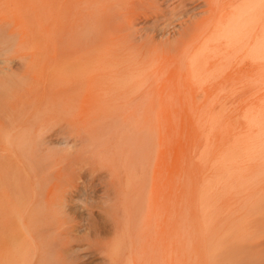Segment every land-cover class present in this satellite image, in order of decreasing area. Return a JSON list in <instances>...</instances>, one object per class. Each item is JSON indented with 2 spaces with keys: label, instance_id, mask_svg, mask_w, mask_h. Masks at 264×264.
Here are the masks:
<instances>
[{
  "label": "rangeland",
  "instance_id": "374dc122",
  "mask_svg": "<svg viewBox=\"0 0 264 264\" xmlns=\"http://www.w3.org/2000/svg\"><path fill=\"white\" fill-rule=\"evenodd\" d=\"M47 1L52 2V3L46 4V8H45L46 11L44 12V10H43V13H42V15H44V16H41L42 19L39 20V22L41 23L42 27L45 30V32L43 34L44 35L43 36V39H44L43 40L44 41L43 42V52L46 54V57L44 59L49 60V61L60 59V61H63L64 64L66 63V65H64L65 66L64 67L65 68L64 69L65 74H64V76H62V79H61V74H59V76H57L58 78L60 77L59 79L61 80V82H60L61 85L57 84V88L55 91L58 90V94L55 97H57L56 102L59 103V106L61 107L60 108V116L63 119V121L67 122L68 125L61 130L62 132L60 134H58L57 137H60L61 135L67 136L69 138V140H72V137H74V143L75 144L73 143V140L69 144H73L75 146L73 148V147H71L72 145L71 146L67 145L68 146L67 147L66 145L54 144V145L48 146V148L46 150L38 152L35 155L31 154L29 151H26V150H20V151L18 150L16 152V149L12 146L11 147L13 149L10 148V151H9V153L13 152L12 153L13 155H11V153L10 154L8 153V149L3 150L4 147L0 146V159H2V160H0V163L2 165L3 161H4L7 164V166H6V164H4L6 167L4 166L5 169H3V170L7 169L6 170L7 172L2 171V172H4V175L6 174V176H4L3 173H2L3 176L0 174V179H1V177L3 180L7 179L4 181L1 179L3 182H0V204L2 205V207L0 208V218L3 221H4V219L11 220L10 225L15 224L14 226L11 225L12 227L10 229H8L7 227H5V226H7V224L5 225L6 222L5 221L3 222L0 220V224H1L0 225V236H2L5 233V232L3 233L2 231L6 230V232H7L6 234H4L5 236L3 235L4 238L0 237V246H1L0 247V258L3 259L2 261L0 259V264H6V263L7 264H15V262L17 264L20 261L21 262L19 264H24V263H26V261H27L26 264H32V263L36 264L37 262H38L37 264H59L58 263V259H59L58 257H59V250L61 249V246L64 243L72 241L74 239L67 236L66 232L65 233L61 232L60 223H62L63 217H61V215L59 216L53 208H49V202L51 201L50 189L53 186H56L58 184V181L60 178L65 177V174H67L69 172V166L71 164H79V163H80V165H83V166L85 163H87L85 165L86 169L101 168L102 170L105 171V175L110 173L109 175H106V176L104 175L102 177V179H100V180H97V179L93 180L95 182V184H94V182H92L91 183L92 185H90V187L88 189L91 192L94 191V193L96 194V195H94V197L97 198V199L95 198L96 199L95 203L92 205L93 207L96 208V209L93 207L91 208L92 213L96 214L97 211H95V210H97V208H98L96 206L102 205L101 207L105 206V209H106L107 207L112 206V204H114L116 206L115 203L117 201L119 202V203L117 202L118 203L117 205L119 206V204H120L119 207H121L123 204L122 203V199H123L122 197L123 196L121 197V195H123L122 192L125 193L126 190L129 191L130 197L138 199V202L143 195L144 196H150V197L152 196L150 198V202L156 201V202H154V203H156V205L154 204V206H155L154 208L159 211V207H160V209H163V208H161V206H163L162 203L166 199V195H165L166 194L165 193L166 187H167L166 184L169 182V184H171V188H172L171 189V191H172L171 192V198H172V212H173V228H174V234H175L174 237L176 236V239L174 238L173 243L175 245H177V246H174V244H173V246H174L173 249H176V254H175V250L173 251V262L174 261H176V262L175 263L172 262V264H182V263H184V264H195V262H197L199 259H201V256L199 258V256L197 257V255H202V256L206 255L205 258L207 257V259L204 258V262H203V259L200 260L199 262H197L198 264L199 263H202V264H237L239 262L240 256L237 255V253H236V247H237V242H238V238H239L238 236L240 235L241 232L237 231V230H239L238 228L240 227V225H239L240 223H238V224H236V223H237V221H239L238 218L241 217L242 212L244 211L246 206H248L246 204V206H244L245 208L243 209L244 203L247 202L249 204L250 202H248V200L249 199H250L249 201L252 200L250 197H253V199L256 198L253 196L254 194H256L254 191H256L257 188L259 189V187H260L259 185L256 186V184H261V182H263V181H260V178H262V177L264 178V176H262V175H264V173H263L264 169H262L264 167H262V165H260L261 163H263V160H264V159H262V157H264L263 156L264 150L261 151L262 148L264 149V141L261 143V141H262L261 139L264 138V133H263V131H262L263 134L261 132H259L260 129L264 130V124H263L264 123V120H263L264 119V111L263 110L260 111V108L262 109V106L264 107V77L253 80L252 81L253 83H251V85L249 84L250 81L247 82L246 84H245V82H243L244 83L243 84V83H238V81L232 79V80H229L230 83L232 84L235 81V82H237V84H233L230 86L229 83H227V84L223 83L220 85L221 81H219V80H218L219 83L216 80L215 81L211 80L209 82L210 84L209 83L208 84H200L199 82L196 83L195 81H193L190 78V75L188 72L187 76L189 77L190 80L189 79L187 80V77L185 75L187 72H185V71H188V66H186L187 63H185V62H186V60L187 61L189 60L188 58L191 57V55H189V54H191L192 50H193V46L190 44V42H187L186 44H182V46H181V41L179 42L178 40H182V36H178L177 34L172 35L173 30L170 28L171 32L169 30L168 31L169 35L164 37L163 40L166 41L167 39H171L170 43L166 44V45L169 48H173V50L175 52L174 53L170 52V53L166 54V52L160 51V49L156 46V44L153 46L149 43L148 39H151L150 35H152L151 33L154 32L155 29L153 27H149V26L146 27L145 29H143V25L141 26L138 24V23H142L144 20H146V18L149 19L152 15L154 16L153 12L150 13L149 10L152 11L155 8L156 10L158 9L157 14L159 13V7L155 5L156 3L153 2V6H152V3L148 2L151 0H142L141 2H139L137 4H133V6L135 8L133 14L130 10H128V8L127 9L125 8L126 6H124L125 3H123V2H126V1H123V0L122 1L121 0H116V1L115 0H109V1L108 0H47ZM224 1L225 0H220V2H222V3H225ZM54 3H55V5H54ZM99 3H102V4L100 5ZM222 3H220V4H222ZM97 4H99L100 7L102 6L103 9L99 10V7H98L99 5L97 6ZM148 5H150V6H148ZM119 6L121 7V9ZM57 8H58V11H57ZM60 8H61V10H60ZM94 8L98 9L99 11L95 10ZM206 8L207 7H205V9ZM119 10H120V12H119ZM144 10H145V12L147 11V13H143ZM156 10L155 11L153 10L155 15H157ZM206 10H208V9H206ZM97 11L100 14L102 13L101 14L102 16L100 14H98V16H97L96 15ZM100 11H102V12H100ZM135 13H136V15L140 13L141 17L139 18V20H137L140 22L136 21L137 22L136 24H134L135 22L133 24H131V19L135 15ZM37 14L38 13L36 12V15ZM141 14H143L144 17ZM144 14H146L149 17L145 16ZM58 15H59V17L57 18ZM118 15H119V18L122 17V18H120V20H122V21H120L119 18L116 19V17H118ZM114 17H115L116 21H115ZM205 17L207 18L208 16L206 15ZM141 18H143L142 21H141ZM97 19L99 21H97ZM211 19H212L211 17L207 18L206 23L208 21H210ZM57 20H58V22H57ZM95 23L98 25L99 28H97V30H95V32H94V29L96 28ZM204 25H205V22L202 21L197 26L203 27ZM140 26H141V29H140ZM93 27H95V28L93 29ZM132 27L133 28L136 27L138 31L140 29L141 33L138 31L136 32L135 31L136 29L134 30ZM129 28H131V29L129 30ZM122 30L124 33L122 32ZM126 30H129V31L126 32ZM131 30H132V32H131ZM136 33L139 36L141 35L140 39H143V40H139L138 35ZM109 34H110V37H109ZM49 35H52V37L50 38ZM127 35L128 36L130 35V36L128 37ZM135 35H137V36H135ZM153 35H155V33H153ZM195 35H198V34L195 33ZM16 36H18V35H16ZM46 39L48 40V42L45 41ZM105 39H107V41H105ZM119 39H120V42H119ZM121 40H123V41H121ZM172 40H174L175 42H173ZM60 41H61V44H59ZM114 41H116V42H114ZM157 41L159 42L160 38H158ZM157 41H156V43H158ZM102 42L105 44L103 45ZM117 42H119V43H117ZM126 42H127V44H126ZM100 43L102 44V46ZM110 44H111V46H110ZM48 45H49V47H48ZM97 45H99L98 46L99 49L97 48ZM113 45H114V48H113ZM104 46H106V47H104ZM108 47H110V48L108 49ZM115 47H117V48L115 49ZM131 47H132V50L129 51V49H131ZM139 47H141V48H139ZM184 47H186V48H184ZM102 48H104V50ZM105 49H106V51H108L107 54L104 52ZM155 49H159V52H157ZM182 49H183V53L181 55L177 56V53H179ZM99 50H100V52H97L99 55L98 54L95 55L96 52H94V51H99ZM101 50H103V51H101ZM109 50H111L110 54H109V52H110ZM114 50H116V52ZM127 50L129 51V53L131 52L130 53L131 55L128 53ZM55 51H57V52H55ZM91 51L94 55L91 53ZM113 51L115 52V53H113L114 55L112 54ZM134 51H135V54L132 53ZM102 53H105V54H102ZM163 53H165V54L163 55ZM85 54L88 56H86ZM102 55L107 57L106 61H104L105 60L104 56L102 59V57H101ZM127 55H128V57H127L128 60L125 61L124 58H123L124 61L120 60L121 57L126 58ZM97 56H99V57H97ZM111 56H112V59H111ZM138 56H139V58H138ZM156 56H158V57H156ZM166 57H167V59H166ZM98 58L99 59L101 58V59L99 60ZM154 58L156 60L153 61ZM173 58H174V60H173ZM175 58H177V60ZM111 60L112 61L114 60V62L110 63ZM158 60H161V61L156 63V61H158ZM171 60H172L173 64L172 63L169 64V62ZM152 61L154 63H152ZM174 61H176V62H174ZM86 62H88L89 64L85 65ZM122 62H124L123 63L124 66L121 65ZM167 62H168V64H167ZM125 63L126 64L131 63L130 68H131V66H133L136 71H140V72L133 71L134 70L133 67L131 69V71L133 73H139L140 74L139 78L141 75L143 76L147 71L152 72L150 74L146 73V75L143 76V78L147 77L146 79H148L147 75H149V76L151 75L150 77H152V80L156 84V85H154L152 80H150L151 81L150 82L149 81L150 78L148 79V83L145 82V84L148 86H150L149 84H152L154 86V87L152 85L150 86V88H152L153 90H151V89L149 90V88L146 87L149 91H154V92H152V94H151L152 97H151V95H149L151 92H149V94L147 92V95H149V96H145L143 98L145 91H147V90H144L145 87H144V89L142 88L143 86H146L143 84L144 82L141 83V84H143V85H141V88L144 90V92H141L142 91L141 90L140 95L142 93H144V94H142L143 96L138 95V98L140 97V99H142V100L141 101H140V99L136 100V102L140 101L139 102L140 104H138V102H137V104L134 103V105L135 104L138 105V107H135L137 109V113L140 109L138 115L133 113V112H136V110L133 109L134 108L133 104H132L133 108L131 107V105H129V106L134 111L132 109H131L132 112L128 111L127 110L128 108H126L125 107L126 105L124 104L127 101H125V100L123 101L121 99H118L120 97H118V95L117 96L114 95V93H112L111 91H108V90L105 91L104 90V92H101V89H103V88H100L101 87L100 83L98 82L97 79H95L96 74H100V73H98L100 70H103L102 76L104 75V77H105V75H106V77H108V74H106V72L110 71L109 67H117V68L122 67L123 68V69L121 68L122 70H126L128 72L130 68H129V65H128L129 69L126 68L127 65ZM141 63H142V66H140ZM113 64H115V65H113ZM136 64H137V66H135ZM144 64H146L147 66H145ZM174 64L177 65L176 69L179 72H177L175 69L171 70L172 68H175ZM184 64H186V65H184ZM78 65H80L79 67H81V68H79ZM119 65H121V66H119ZM143 65H144V67H143ZM166 65L168 66V68L166 67ZM85 66L87 68H85ZM141 67L143 69L145 67H147V68H149V70L147 69V71H145L146 70L145 69L142 72ZM169 68H170L171 72L169 71ZM87 69H88V71H87ZM104 70H105V72H104ZM86 71L89 73H91L92 71H95L93 73V74H95L94 75L95 78L94 77L92 78L94 81V85L92 84L94 89L91 92H90V90H91L92 86L86 88V84H85L86 83V77L83 76L85 74L83 72H86ZM174 71H176L177 74ZM64 72H63V69L60 70V73H64ZM171 73H173L174 76H171ZM182 73H183V75H185L186 80H184ZM166 75H169L170 77L169 76L167 77ZM153 76L155 77V80L153 79L154 78ZM156 76H157V79H156ZM164 76L166 78H168V80H169V84H167L166 86H165V81H162V80H165ZM176 77H177V79H176ZM181 77H183V78H181ZM140 79H142V77ZM146 79L145 80L143 79V80L146 81ZM184 81H187V83L189 81L192 84L190 83V86L188 87V84L186 83L185 86H187V87H185ZM212 81H214V82H212ZM173 82H175V83H173ZM240 82H242V81H240ZM161 83L164 84V86L163 85L162 86L164 88H166V90L163 89V87H161V85H159ZM166 83H168V82H166ZM170 83H171V85H170ZM172 84H175V85H173V88L171 87ZM218 84H219V86H218ZM224 84L227 86H224ZM239 84H241L243 86H239ZM213 85H215L216 90L213 88ZM235 85H236V87H235ZM68 86H69V88H66ZM168 86H169V88H167ZM175 86L178 87V89L176 90V93L174 90L177 87H175ZM217 86H218V88H217ZM222 86L226 87L225 88L226 90ZM247 86H248V88H247ZM241 87L242 88L246 87L248 90L245 89V91H244L241 89ZM47 88L48 87H46V89ZM237 88L241 89L242 93L240 91H238L239 93L236 92V94H234V92L237 90ZM84 89H85V91H84ZM186 89H188V90H186ZM189 89H191V90L189 91ZM203 89L206 90V94H207V92L209 93L210 89L213 90V92L211 91V93H209L210 95L207 94L209 96L208 97V96H205L206 94L204 93ZM67 90H69L68 93L66 92ZM51 91L52 90L49 88H48V92H47V90H44L45 96H46L45 97L46 101H44V102H47L53 98V93ZM166 91L167 92L169 91V92L166 93ZM172 91H174V92H172ZM106 92H108V93H106ZM109 93H110V95H109ZM231 93L233 95H231ZM259 93H261V94H259ZM6 94L8 96H9V94L12 95V93H9V94L6 93ZM6 94H5V96L2 95V97H0V102L2 101L1 103H3V104L0 103L1 104L0 106L3 107V109H4L3 118L7 117V119L5 118V120H8V121H4V119H3V121L6 123L5 125L8 127V130H11L10 131L11 134H14L13 136L15 137L17 135V132H18L17 125H15V124H17L18 120H19L18 118L20 116V111H19L20 108H17V106H15L14 98H12V100H10L12 96L7 97ZM167 94H169V95H167ZM189 94H192L194 97L192 95H189ZM202 94H203V96H202ZM105 95H106V97H105ZM176 95H178V97ZM114 96H116V98H117L116 101H115V99H112ZM204 96L207 98H205ZM5 97L8 99H6ZM103 98L105 100H102ZM164 98H166V99H164ZM172 98H174V99H172ZM221 98H223V99L221 100ZM106 99L109 101H107ZM101 100L104 101V103L105 102L109 103L110 101L111 102L114 101V103H113V105H112V103H110L108 105L104 104V103L102 104ZM119 102H121L122 104H120ZM214 102H215V104H214ZM99 103L102 105H100ZM118 103L121 106L124 104V106H122V108L123 107L125 108L123 111H120L122 108H120L121 106ZM2 105H5V107L9 106L10 110L8 108H5ZM104 105L109 106V107L105 106L106 107L105 108ZM110 105H111V107L112 106H114V107L111 108ZM211 105H212V107H211ZM10 106L12 107V109ZM118 107H119V110L117 112L116 110L118 109ZM28 108L29 107L26 105V106H23L21 109L22 110L25 109L24 111L28 112ZM130 108H129V110H130ZM240 108H242V109H240ZM126 110L128 112H131V114L133 113L132 115L135 114L133 116V119L131 118L132 115L130 117L131 119H129V117H128L129 114L123 115ZM234 110H235V112H234ZM258 110L262 114H260V112H258ZM243 111L246 112V114L243 113ZM256 111H257V114L258 113L260 114V116L255 113ZM99 112L100 113L102 112V113L100 114ZM253 112L255 113L254 116L252 115V114H254ZM16 115H17L16 119H18V120L14 119L15 118L14 116H16ZM251 115L253 117L257 118L256 120L254 119V121H256L255 123H253L251 121V119H252ZM99 116L101 117V119H99L100 118ZM242 116H244L243 119H242ZM125 117H127V118H125ZM247 117H249V119ZM91 118H94V119H91ZM232 118H234L233 120H235L234 123L236 124V125L233 124V125H235V127L233 125H232V127L235 128L237 131V129L240 126L241 127L244 126V127H246L244 133H243V130L238 129L239 130L238 132H235V134L233 133L234 135H230L232 133V131H235V129H233V128L230 129L231 124L233 123ZM136 119L138 120L137 124H136V121H137ZM131 120L134 122H132ZM210 120H211V122H210ZM243 120H245V121H243ZM258 120L260 121V124H258L259 123ZM13 121H16V123H14ZM246 121H247L248 125H251L250 129L249 128L247 129V127H249V126L246 125ZM257 121H258V123H257ZM125 122H127V123L125 124ZM7 123H8V125L11 123L10 125H12V126L14 123V126L13 127L8 126ZM225 123H229V125L225 124ZM256 123H257V126L255 125ZM215 124H216V126H215ZM224 125H227L230 127H228V129H227V127L225 128ZM26 126L28 127V129H30L31 122L26 124ZM128 126L130 127V130H132V131L129 130L130 133L128 131L127 132L124 131V129L129 128ZM237 126H238V128H237ZM15 127H16V129H15ZM215 127H217V128H215ZM222 127L227 129V130L224 131L225 129H223ZM244 127L240 128V129H243ZM252 127H253L254 131L252 130ZM214 129H217L218 131H220V133ZM246 129L248 130V133L250 135L247 133ZM256 129L258 132L256 131ZM249 130H250V132H249ZM251 130L253 132H251ZM114 131L117 132L118 134L117 133L115 134ZM203 131H205V132H203ZM230 131H231V133H230ZM240 131H242V132L240 133ZM109 132H110V134H109ZM123 132H126L127 134L126 133L123 134ZM254 132L256 133V135H258L260 137V144H259V138L258 137H257L258 143H257V141H255L257 143V145L262 146V144H263V147L260 146L261 150H256L259 148L258 146H256V148H253L255 146L254 144H256V143H253V141L256 140L255 135L253 136ZM26 133L32 135V131H30V130H28V132L26 131ZM217 133L220 135H218ZM223 133L226 135H224ZM237 133H240V135ZM258 133H261L262 135H260ZM112 134H114L115 136L119 135V137L118 136L115 137ZM121 134H123L125 136L128 134H130V135L124 137ZM246 134H248V136H246L247 138L245 137ZM71 135H72V137H71ZM120 135H121V137H120ZM228 135L230 137H228ZM235 136H236L237 141L238 140L240 141L241 137L246 138L245 140H244V138H243V140L241 139L243 141V142L242 141L241 142L244 144V141H246L245 142V148L247 147L246 145H248L247 150L245 148L242 149V147L244 145L242 144L243 145L242 146L241 142H239V141L235 142V144H234L235 140H232V137H235ZM130 137L133 138V139H131L132 142L130 140ZM238 137L240 139H238ZM249 137H251V138H249ZM253 137H254V139H253ZM118 138H120V139L118 140ZM12 140H13V137H12ZM125 140H127V142ZM129 140H130V143H128ZM207 140H209L208 144H207ZM248 140H250V141L252 140V144ZM226 141H227V143H225ZM101 142H103V143H101ZM110 142L112 143V145ZM117 142H120V143L118 144ZM126 143H128L127 144L128 146L125 145ZM236 143H237V147L235 146ZM239 143H240V146H238ZM105 144H107V145H105ZM12 145H13V142H12ZM108 145H111V146H108ZM116 145L119 146L118 148H120V149L125 148V147H123V145L127 146L124 150L125 154L132 153V152H130L131 150H133L134 153L130 154V156L127 155L125 157L124 152L121 150L123 152V154H122V152L117 148ZM120 145L122 146V148ZM209 145H211V146L209 147ZM233 145L235 146L234 149L236 148L235 150L233 149ZM113 146L114 147L116 146L117 149H115V150H117V151H114ZM249 146H251V149L253 151L251 149H249L250 148ZM111 147H113L112 150L110 149ZM144 148H146V149H144ZM237 148H239V149H237ZM108 149H109V151H108ZM222 150L224 152H222ZM243 150H246V151L243 152ZM112 151H113V153H111ZM126 151H128V152H126ZM208 151H209V153H208ZM135 152H136V154H135ZM238 152L241 155H239ZM249 152L252 153L251 155L255 154L253 156L254 157L256 156V158H257V154L260 152V154H259L260 156L258 155L259 157L256 159V161H255V158H253V156H252V159L255 162L252 161V159L249 162V161H247V158H245L246 156L251 158L250 155H247ZM1 153H3V154H1ZM17 153H20L21 156L17 155L18 159L16 157L14 160H12V158L15 157ZM261 153L263 155H261ZM120 154H122L125 157L124 159H126L128 157H129L128 159H130V160L126 159L128 161L127 162L124 161V163H125L124 165L121 162L122 160H120V159H122L121 158L122 156ZM244 154H245V156H244ZM132 155H133V158L136 157L135 160H133V162L135 161V163L132 162V159H133ZM148 155H150V157ZM238 155H239V157H238ZM228 156H229V158H228ZM233 156H234V158H233ZM9 157L11 158V160L10 159L7 160V158H9ZM33 157H35V158H33ZM39 157H41V158H39ZM109 157H113L114 160L110 161L113 158L110 159ZM237 157L238 158L243 157V159L245 158L244 160H246L248 162V164H247L248 166L246 165L247 162L244 161V163H243V159L242 158L238 159ZM19 158H21V160L23 162H21ZM250 158H248V160ZM39 159H41V160H39ZM107 159L108 160L110 159L109 163H108ZM236 159H238V160H236ZM260 160H262V161H260ZM44 161H45V163H44ZM226 161H227V163H230V164H227ZM231 161H233L232 165L236 166L238 168H236V167L233 168L231 165ZM13 162H14V164H13ZM38 162H40L41 164ZM218 162H220V163H218ZM251 162H252V164H250ZM23 163H24V165H23ZM225 163L227 166L226 167L227 171L224 167ZM234 163H236V165H234ZM60 164H61V166H60ZM108 164H111V165H108ZM129 164L132 165V167H127V166H129ZM134 164L137 166H134ZM239 164H240V167L243 165L247 166V168H246V166L242 167L243 169L245 168L244 171H246V172H239V175H241L242 177H243L242 173L246 177L248 175L246 173H251V170L250 171L248 170V168L250 166H251V168L253 166V168H255V170L256 169L258 170V168L261 166L260 169L263 170V171L261 170L260 171L261 173H260L257 170H256L257 171L256 172L252 168V170L254 172H256V174L258 173V176H260V177H257L258 179L256 178V176H254V178L256 180L253 179L249 182V180L245 181V179L243 178L244 179L243 182L239 183V181H238V184H240L241 186L239 185V187H237V188L241 187V189L239 191H237V190L236 191L237 192L241 191V193L246 194V196L242 195L241 193L240 194L238 193L239 195L235 194V189H237V188L233 189V187H231V186L228 187L230 185L231 177L234 176L232 174L234 172H235L234 174H238L237 171L240 170L239 166H238ZM14 165L16 167H14ZM21 165H22V167H20V168H22V170H24L25 175L22 173L23 171H21V169H19V167H18ZM2 166L0 167L1 168L0 171L2 170ZM12 166H13V168H11ZM45 166L48 167V170L44 169ZM112 166H113V168H115L114 170L112 169L113 172L115 173V175L111 174L112 170H110V167L112 168ZM255 166L256 167L259 166V167L256 168ZM62 167H63V169H61ZM134 167H135L136 171L132 170ZM35 168H36V170H35ZM37 168H38V170H37ZM53 168H56L55 171ZM235 168L238 170L234 171L233 169H235ZM13 169H15V170H13ZM106 169H108V170H106ZM127 169H128V171H127ZM130 169L135 174L137 173V170L139 171L138 174H136L137 176L135 174H133V172H132L133 175H131V173H130L131 177L135 176V178L133 180H132V178H130V176H128ZM115 170H117V171H115ZM39 171H40V173H39ZM240 171H242V170H240ZM126 172H128V173H126ZM231 172H232V174H231ZM27 173L29 174V177H28ZM227 173H230V175H231L230 179L228 178V180H227V176H230V175ZM116 174L118 175V177ZM22 175H23V177H22ZM33 175H34V177H36L35 178L36 180L33 178ZM46 175L48 178L43 177ZM110 175H112L113 177L115 176L119 180L122 179L121 175H123L124 179H122V180L125 182H121L122 180L121 181L118 180L120 185L117 186V184H118L117 180L115 179V177L111 178ZM25 176H26V178H25ZM38 176L40 178H43V179H41V180H40V178L38 179ZM241 176H239L240 179H241ZM137 177H139V178L136 179ZM236 177L237 176L235 175V177H233V178H236ZM29 178H31L32 180L34 179L33 181L31 180V183L33 182V188H31L32 186L30 187V179ZM239 178H237V179H239ZM27 179H29L28 180L29 182L27 181ZM136 180H138L139 184H136L137 183ZM225 180H227V181H225ZM242 180H240V181H242ZM246 180H247V178H246ZM257 180H259V181H257ZM23 181H25V184L23 183ZM35 181L38 183L35 184ZM133 181H134L133 184H136V185L132 184ZM97 182H98V185H97ZM225 182L227 183V186H226ZM22 183H23V185H22ZM140 183H142L141 186H140ZM250 183H251V185H250ZM126 184L130 185V186H128V189H126V187H127ZM150 184H152L151 187L154 186V188L152 187V189L157 188L156 189L157 191L154 190V192H155L154 194H153V191L151 190L152 191L151 192L150 188H148V187H150ZM262 184H264V183H262ZM35 185H36V188H35ZM138 185H139V187H138ZM142 185H144V186H142ZM38 186H39V188H38ZM104 186H105V190L109 194V198L108 199L104 198V200H103L102 196L105 194H103V191L101 192L99 189L101 188V190H102V187H104ZM242 186L244 187V189L247 188L246 192ZM248 186H250L251 189ZM252 186H253V188H252ZM254 186L256 187L255 188L256 190L253 191ZM91 187H92V190H91ZM124 187H125V190H123ZM145 187H147V188H145ZM22 188H23V191H22ZM129 188L130 189L132 188V190H129ZM136 188H138V189L140 188L141 190L137 191ZM222 188H223V190H222ZM224 188H228V189H224ZM18 189H19V191L17 193L16 191ZM133 189L134 190L136 189V191H134ZM163 189L165 190V192L163 191ZM260 189L262 190L261 192L264 193V185L263 186L261 185ZM260 189L257 191L260 192ZM33 190H35L34 193H32ZM225 190L226 191L228 190V192H226ZM242 190L244 192H242ZM13 191H15L16 193ZM24 191H26V192H25L24 196L22 197L23 193L21 194V192H24ZM249 191H250V194L251 193H254V194H252L250 196V194H248ZM137 192H139L140 194ZM146 192H148V194H152V195L144 194ZM156 192H158V193L160 192L161 194L160 193L159 194L163 197L159 196V194L156 195L157 194ZM119 193H121V194H119ZM126 193H125L126 195H129L128 192H126ZM197 193H198V195H197ZM11 194H13V195H11ZM15 194H17V195L15 196ZM138 194H139V197H137ZM114 195H116V196H114ZM260 195H262V194L260 193ZM260 195H259V197H262L263 205H264V196H260ZM117 196L119 197V200L117 199L118 198ZM238 196H240V198L244 197V199L247 200L246 202H244L242 204V206H241L242 202L239 201L242 199H240ZM99 197H101V199ZM154 197H158L159 200L157 198H154ZM246 197L247 198L249 197V199H246ZM257 197H258V195H257ZM217 198H219V199H217ZM13 199H14V201H12ZM111 200H113L112 201L113 203H110ZM24 201H27L28 204L27 203L26 204L28 205V207ZM98 201H100L101 203ZM252 201H254V200H252ZM75 202H74V204H75ZM96 202H98V204H96ZM157 202L161 203V205L160 204L157 205ZM146 203H145V205H146ZM24 204L26 205V207H22V206H24ZM74 204H73V207H75L74 212H76L78 214L81 212L80 211L81 209L86 208V207H83V205H82V207H80V209H78L77 205L80 206L81 204L80 203H78V204L76 203L75 205ZM108 204H109V206H107ZM7 205H8V208H7ZM238 206H240L239 209L237 208ZM112 207H109V208L112 209ZM9 208H10V210H9ZM23 208L24 209L28 208L26 216H25L26 210H24L25 212L23 211L24 212L23 215H20V214H22ZM88 208H90L89 205H88ZM88 208H86V209H88ZM5 209H6V211L8 210V213H6ZM122 209L120 210L119 214H117V215L119 216V218L122 215L121 219L123 220L125 217V213L122 214L123 213ZM19 210H21V211H19ZM112 210L114 212V209H112ZM236 210L238 211V213ZM109 211H111V210H109ZM235 211H236V215L237 214L240 215L239 214V211H240V213H241L240 217H237L235 215V213H234ZM3 212H4V214H3ZM160 212H161V214L164 213L163 210H160L159 213ZM230 212H231V214H230ZM232 212H233V214H232ZM200 214H202V215H200ZM15 215H18L19 218H18V216L14 217ZM117 215L115 216L116 225L118 226V229H116L117 230L116 232H117V234L121 233V231L123 233L124 232L126 233V230H124L126 228V226H124L125 227L124 228L121 225L123 223H124L123 225H126V223L124 222V220H123V222L121 220H118V218H116ZM254 215H253V217L257 218L258 215L257 214H256V216H254ZM4 216H6V217L10 216V217L4 218ZM24 216L26 217V219ZM263 216H264V213L260 217H263ZM20 217H22L21 218L22 220L20 219ZM13 218H14V220H13ZM15 218H18V219H15ZM251 218H252V214L250 213V219ZM19 219L21 222L19 221ZM23 219H24V221H23ZM236 219H238V220L236 221ZM248 219H249V217H248ZM14 221L17 223H14ZM119 221H121V222H119ZM65 222H67V220H65ZM117 222H119V223L117 224ZM192 222H193V224H192ZM204 223H205V225H204ZM17 224H19V225H17ZM236 225H239V226H237L238 228H235ZM3 226H4V228L2 229L1 227H3ZM16 226H18V227H16ZM128 226L131 227V225H127V227ZM14 227H16V228L14 229ZM26 227L30 230V232H29L30 234H26L27 233L26 230H28ZM122 227L124 228L123 229L124 231L121 230ZM195 227H196V229H195ZM248 227H249V225H248ZM248 227H247L246 231L249 233L250 228L248 229ZM193 228L198 232V236H197V238H196V236L195 237L193 236V238H196L197 242L194 241L193 242L194 245H192V246H194V248L196 247L195 242H196V244H198L197 246H199L200 242H202V241L204 243H206L205 245H203L204 243H202V246L200 245V247L205 248V250H203V251H205V255H204L203 251L201 252L203 254H198L199 251H201V250L194 251L193 253H191L192 252L191 251L190 254L188 253L190 249L189 250H187V249L191 247L188 242H191L190 239L193 240V238H190V237L193 234H195V235L197 234L195 232V230H192ZM202 228L206 229L205 232L203 231L206 236L202 232L203 237L201 235V230H200ZM128 229H129V227H128ZM7 230H9V231H7ZM23 230L26 232H24ZM10 231H13V232H10ZM133 231H134V228L132 227L130 229V237H131V235H133V236L129 239V243H130L131 239H132L131 242L133 241L130 244L132 246L127 245L126 241H128V239L125 240L123 247L126 246L125 249L128 247L127 250H125L124 248L122 250V252L125 254H123L121 252V254L119 255L120 257L119 256L115 257L111 261V263H107V260H102V258H101L105 253L104 251H106V250L108 251V249L111 247L110 244L108 245V243L112 242L110 239H108V240H110V242H107L108 241L107 239L101 240L98 243L99 245L98 244L97 245H88L85 242H78L79 245H85L86 244L85 246H83L81 251L84 252V250H86L88 252H85V254H87V255L84 256L85 254L84 253L81 254V252L79 251V254L81 255V257L83 259H81L80 256L78 258H80L83 261H81L80 259L77 258V262H80L79 264H86V263L87 264H104V263L105 264H113V263L119 264V261H121L120 264H127L126 262H128V263L130 262V264H147V263L149 264V262H150V264H156V263L157 264H162V263L164 264V262H165L164 256H163V258L161 256L164 253L163 248H162L163 242L160 244V247L162 246L161 249H160L159 245L155 244L154 247L152 246L153 249L157 246L154 249L155 252L152 251L153 249L150 252V253H153V255H157V257L154 256L155 259L157 258L156 260H154L153 255L151 256V254L147 253V251L146 252L144 251L147 249V244H146V248H145V244L142 243L143 242L142 240H141L142 242L140 241V239L136 235V233L132 234ZM191 231L192 232L194 231L193 234ZM21 232H22V234L20 235ZM23 232H24V234H26L25 235L26 237L25 236L23 237V235H24ZM237 232H238V234H237ZM189 234H191V235H189ZM27 235H30V237H32L33 239H31L30 237L28 239ZM121 235L118 234V237H120ZM19 237H20V240H19ZM136 237L139 241L136 240ZM263 237H264V229L260 235L261 245L252 251H250L251 249L248 250V252H246L247 254H245V257H249L248 255H252L254 253L256 256L258 254V256L260 257V260H262V262H263L262 264H264V254H262V253H264V238ZM25 238H27V240L29 242H27ZM17 239L19 241H17ZM186 239L188 241H186ZM25 241L29 244V246H30V244H31V247L33 246V248H32L33 251L31 250V248L29 249V246L26 244ZM137 241H138V243H137ZM174 241H176V243ZM31 242L33 243V245ZM135 242H136V244H139L142 247H140V246L138 247L136 244L134 245L133 243H135ZM185 242H187V243L185 244ZM105 243H106V245H105ZM180 244L181 245L185 244V246L186 245L187 246L186 247L184 246V249H183V246H180ZM190 244H192V243H190ZM100 245L102 247H105L106 250H104V248H102V250H101ZM107 245L109 246L108 249L106 247ZM188 245L190 247H188ZM86 246H87V248H86ZM143 246H144V249H143ZM158 247H159V249H158ZM26 248L29 249V251L31 250L30 251L32 253V254L30 253L31 255H34L33 258H31L32 263H30L31 261L29 258V256H31V255L28 254L29 252L26 251ZM37 248H38V250H37ZM98 248H100V249L98 250ZM185 248H187L186 252L188 254L184 255L183 250H185ZM194 248L192 250H196ZM196 248L200 249L199 247H196ZM259 248H260V250H259ZM11 249H13V250H11ZM129 249H131V250H129ZM44 250H46V251H44ZM262 250H263V252H262ZM36 251H38V252H36ZM98 251L100 253L96 254V253H98ZM102 251H103L102 256L98 257L97 255H101ZM137 251H140L139 252V254L141 253L140 256H139ZM143 251L147 254H145ZM160 252H163V253L161 254ZM195 252H198L196 256H195V254H196ZM13 253H14V255H13ZM39 253H41L42 255H40ZM177 253H178V255H177ZM88 254L91 256V259H90V256H88ZM95 254H96V256H95ZM130 254H131V257L133 256L134 263L131 262V261H133L132 258L128 256ZM18 255H20V256H18ZM146 255H149V256H146ZM187 255H189V256L186 257ZM193 255L195 256V258H194L195 260L194 259L192 260V258L194 257ZM123 256H125V257H123ZM174 256L176 257V259L174 258ZM226 256L228 258H226ZM85 257H87L88 259L86 260ZM159 257H161V258H159ZM184 257H186V258L184 259ZM190 257H191V259H190ZM209 257H212V258L209 260ZM262 257H263V259H262ZM5 258H6V261L4 260ZM123 258H125L124 259L125 262H124ZM128 258H130L129 259L130 261L128 260ZM196 258H197V261H196ZM7 259H8V261H7ZM152 260H154L153 263H152ZM159 260H160V262H159ZM163 260H164V262H163ZM8 262H10V263H8Z\"/></svg>",
  "mask_w": 264,
  "mask_h": 264
},
{
  "label": "bare ground",
  "instance_id": "6f19581e",
  "mask_svg": "<svg viewBox=\"0 0 264 264\" xmlns=\"http://www.w3.org/2000/svg\"><path fill=\"white\" fill-rule=\"evenodd\" d=\"M109 1V0H108ZM116 1V0H115ZM122 1V0H121ZM123 1H126V2H123V3H125V5L124 6H126L125 8L127 9L128 8V10H130L131 12H132V14L134 13V6H133V4H137V3H139V2H141L142 0H123ZM128 1V2H127ZM148 2H150V3H152V6H153V2L154 3H156L155 5L156 6H158L159 7V13L157 14V10L154 8L153 10L155 11L156 10V14L157 15H155V13H154V11L152 10H149V12L150 13H152L153 12V14H154V16L152 15L149 19H147L146 18V20H144L142 23H138L139 25H143V29H145L146 27H153L155 30H154V32H152L151 34L152 35H150V37H151V39H148L149 40V43L151 44V45H155L156 44V46L160 49V51H162V52H166V54L167 53H170V52H175L174 50H173V48H169L166 44H169L170 43V40L171 39H167L166 41H164L163 39H164V37H166L167 35H169L168 34V31L170 30V32H171V29L173 30V32H172V35H178V36H182V40H178L179 42L181 41V46H182V44H186L187 42H190V44L193 46V50H192V53L191 54H189V55H191V57L190 58H188L189 60L187 61L186 60V62L185 63H187V65L186 64H184V65H186V66H188V71H185V72H187L185 75H186V77H187V80L189 79V77L187 76L188 75V72H189V75H190V78L193 80V81H195L196 83H200V84H208L211 80H216V81H221L220 82V85L221 84H223V83H229L230 84V86L231 85H233V84H237V82H233L232 84L230 83V81L229 80H236V81H238V83H243V82H245V84L247 83V82H249L250 81V85H251V83H253L252 81L253 80H256V79H259V78H261V77H264V0H225L224 2L225 3H222V2H220V0H151V1H148ZM51 4L52 2H48L47 0H0V97H2V95L3 96H5V94L6 93H12V95L11 94H9V96L6 94V96L7 97H11V99L10 100H12V98H14V103H15V106H17V108H20V116H19V120L18 119H16V117H17V115L16 116H14L13 118L14 119H16V120H18V123L17 124H15V125H17V130H18V132H17V135L14 137L13 135L14 134H11V130H8V127L5 125L6 123L4 122V121H8V120H5V118L7 119V117H5V118H3V114H4V109H3V107H1L0 106V146H3L4 147V149L3 150H5V149H8V153H9V151H10V148H12V147H14L15 149H16V152L19 150H26V151H29L31 154H33V155H35L36 153H38V152H41V151H44V150H46L47 148H48V146H51V145H54V144H61V145H69V146H71V147H73L74 148V146L75 145H73V144H69V143H71L72 142V140H73V143H74V137H72V135H71V137H72V140H69V138L67 137V136H60V137H57L58 136V134H60L62 131V129L63 128H65L68 124H67V122L66 121H63V119L61 118V116H60V106H59V103H57L56 102V100H57V97H55L57 94H58V90L57 91H55L56 90V88H57V84L58 85H61L60 84V82H61V80L57 77V76H59V74H61V79H62V76H64V74H65V66L64 65H66V63L64 64V62L63 61H60V59H56V60H53V61H49V60H46V59H44L45 57H46V54L43 52V34H44V32H45V30H44V28L42 27V25H41V23L39 22V20H41L42 19V17L41 16H44V15H42V13H43V10H44V12L46 11L45 10V8H46V4ZM220 3H222V4H220ZM100 5L102 4V3H99ZM99 4H97V6L99 5ZM105 4V3H104ZM53 5V4H52ZM54 5H55V3H54ZM57 5V4H56ZM59 5V4H58ZM100 5L98 6L99 7V10L100 9H103V7L101 8L100 7ZM107 5V4H106ZM154 5V6H155ZM133 6V7H132ZM141 6V5H140ZM148 6H150V5H148ZM49 7V6H48ZM120 7V6H119ZM136 7V6H135ZM205 7H207L206 9H208V10H206L205 9ZM213 7V8H212ZM55 8V7H54ZM59 8V7H58ZM58 8H57V11H58ZM96 8V7H95ZM94 8V9H95ZM145 8V7H144ZM152 8V7H151ZM120 9H121V7H120ZM124 9V8H123ZM60 10H61V8H60ZM95 10H98V9H95ZM98 10V11H99ZM97 11V16H98V14H100L99 12ZM138 11V10H137ZM36 12L38 13L37 15H36ZM55 12V11H54ZM96 12V11H95ZM100 12H102V11H100ZM104 12V11H103ZM119 12H120V10H119ZM126 12V11H125ZM148 12V13H149ZM53 13V12H52ZM127 13V12H126ZM143 13H147V11L145 12V10H144V12ZM149 13V14H150ZM102 14V13H101ZM100 14V15H101ZM117 14V13H116ZM122 15V14H121ZM142 16H143V14H141ZM145 16H147L146 14H144ZM208 16L207 18H209V17H211L212 19L210 20V21H208L207 23H206V20H207V18L205 17V16ZM102 16V15H101ZM117 16V15H116ZM56 17V16H55ZM59 17V15L57 16V18ZM100 17V16H99ZM98 17V18H99ZM141 16H140V13L139 14H137L136 15V13H135V15L132 17V19H131V24H133L134 22V24H136L137 22H140V21H137V20H139V18H140ZM144 17V16H143ZM147 17H149V16H147ZM205 17V18H204ZM119 18V15H118V17H116V19H118ZM120 18H122V17H120ZM120 18H119V20H120ZM131 18V17H130ZM47 19V18H46ZM114 19H115V17H114ZM116 19H115V21H116ZM143 20V18H141V21ZM97 21H99L98 19H97ZM120 21H122V20H120ZM137 21V22H136ZM202 21H204L205 22V25L203 26V27H198L197 25L199 24V23H201ZM52 22V21H51ZM57 22H58V20H57ZM44 23V22H43ZM49 23V22H48ZM97 23V22H96ZM95 23V26H96V28L95 27H93V29H94V32H95V30H97V28H99L98 27V25ZM100 24V23H99ZM44 25V24H43ZM101 25V24H100ZM141 26H140V29H141ZM137 27V26H136ZM133 28L136 32L138 31L137 30V28ZM48 28V27H47ZM122 28V27H121ZM171 28V29H170ZM123 29V28H122ZM131 28H129V30H130ZM139 29V28H138ZM140 29H139V31L138 32H140ZM129 30H126V32L127 31H129ZM122 32H123V30H122ZM131 32H132V30H131ZM109 33V32H108ZM118 33V32H117ZM124 33V32H123ZM141 33V32H140ZM139 33V34H140ZM153 33H155V35H153ZM195 33L196 34H198V35H195ZM47 34V33H46ZM59 34V33H58ZM137 34V33H136ZM16 35H18V36H16ZM108 35V34H107ZM117 35V34H116ZM138 35V34H137ZM137 35H135V36H137ZM193 35V36H192ZM50 36V38L52 37V35H49ZM128 36V35H127ZM130 36V35H129ZM128 36V37H129ZM134 36V37H135ZM141 36V35H140ZM140 36L138 35V38H139V40H143V39H140ZM196 36V37H195ZM55 37V36H54ZM109 37H110V34H109ZM133 37V38H134ZM143 37V36H142ZM141 37V38H142ZM186 37V38H185ZM45 38V37H44ZM158 38H160V41L158 42L157 41V39ZM185 38V39H184ZM189 38V39H188ZM121 39V38H120ZM120 39H119V42H120ZM179 39V38H178ZM50 40V39H49ZM114 40V39H113ZM127 40V39H126ZM175 40V39H174ZM174 40H172L173 42H175ZM45 41H47L48 42V40L46 39ZM51 41V40H50ZM105 41H107V39H105ZM121 41H123V40H121ZM138 41V40H137ZM156 41L158 42V43H156ZM113 42V41H112ZM114 42H116V41H114ZM119 42H117V43H119ZM139 42V41H138ZM177 42V41H176ZM50 43V42H49ZM52 43V42H51ZM133 43V42H132ZM59 44H61V41H60V43ZM101 44V43H100ZM102 44L104 45L105 43H103L102 42ZM102 44H101V46H102ZM112 44V43H111ZM111 44H110V46H111ZM125 44V43H124ZM126 44H127V42H126ZM125 44V45H126ZM145 44V43H144ZM189 44V43H188ZM189 44V45H190ZM107 45V44H106ZM122 45V44H121ZM98 46L99 45H97V48H98ZM108 46V45H107ZM133 46V45H132ZM48 47H49V45H48ZM104 47H106V46H104ZM118 47V46H117ZM117 47H115V49L117 48ZM124 47V46H123ZM122 47V48H123ZM191 47V46H190ZM189 47V48H190ZM195 47V48H194ZM96 48V49H97ZM110 47H108V49H109ZM113 48H114V45H113ZM137 48V47H136ZM139 48H141V47H139ZM184 48H186V47H184ZM183 48V49H184ZM99 49V48H98ZM103 50H104V48H102ZM107 49V48H106ZM106 49H105V53L107 54V52L108 51H106ZM159 49H155L157 52H159ZM183 49L179 52V53H177V56H179V55H181L182 53H183ZM191 49V48H190ZM59 50V49H58ZM103 50H101V51H103ZM130 50H132V47H131V49H129V51ZM54 51V50H53ZM61 51V50H60ZM93 51V50H92ZM92 51H91V53H92ZM110 52H109V54L111 53V50H109ZM115 52H116V50H114ZM112 52V54L113 53H115V52ZM128 51V50H127ZM129 51H128V53H129ZM48 52V51H47ZM55 52H57V51H55ZM94 52H96L95 53V55L96 54H98L97 52H100V50L99 51H94ZM189 52V51H188ZM105 53H102V54H105ZM131 53V52H130ZM129 53V54H130ZM132 53H134L135 54V51L134 52H132ZM93 54V53H92ZM108 54V55H109ZM118 54V53H117ZM116 54V55H117ZM123 54V53H122ZM165 53H163V55H164ZM84 55V54H83ZM86 55V54H85ZM91 55V54H90ZM94 55V54H93ZM99 55V54H98ZM114 55V54H113ZM131 55V54H130ZM156 55V54H155ZM158 55V54H157ZM160 55V54H159ZM86 56H88V55H86ZM103 56L104 55H102L101 57H102V59H103ZM167 56V55H166ZM85 57V56H84ZM97 57H99V56H97ZM105 57V56H104ZM117 57V56H116ZM115 57V58H116ZM121 57V56H120ZM127 57H128V55L126 56V58L125 57H121L120 58V60H122V61H124V59H125V61L126 60H128L127 59ZM131 57V56H130ZM156 57H158V56H156ZM164 57V56H163ZM171 57V56H170ZM173 57V56H172ZM114 58V59H115ZM119 58V57H118ZM124 58V59H123ZM138 58H139V56H138ZM137 58V59H138ZM181 58V57H180ZM99 59V58H98ZM101 59V58H100ZM99 59V60H100ZM106 59H107V57H105V60L104 61H106ZM111 59H112V56H111ZM131 59V58H130ZM166 59H167V57H166ZM176 60H177V58H175ZM79 60V59H78ZM117 60V59H116ZM142 60V59H141ZM154 60H156L155 58L153 59V61ZM165 60V59H164ZM173 60H174V58H173ZM185 60V59H184ZM94 61V60H93ZM108 61V60H107ZM144 61V60H143ZM152 61V63H154ZM159 61H161V60H158V61H156V63L157 62H159ZM114 62V60L112 61L111 60V62L110 63H113ZM117 62V61H116ZM115 62V63H116ZM140 62V61H139ZM174 62H176V61H174ZM78 63V62H77ZM96 63V62H95ZM118 63V62H117ZM116 63V64H117ZM123 63L124 62H122V64L121 65H123ZM162 63V62H161ZM170 63H172V60L169 62V64ZM179 63V62H178ZM89 63L88 62H86L85 63V65H88ZM126 64V63H125ZM130 64L131 63H128V64H126L127 65V67L126 68H128V65H129V68H130ZM135 64V63H134ZM139 64V63H138ZM167 64H168V62H167ZM173 64V63H172ZM177 64V63H176ZM176 64H174L175 65V68H172L171 70H176L177 71V69H176V66L178 65H176ZM113 65H115V64H113ZM121 65H119V66H121ZM133 65V64H132ZM145 66H147L146 64H144ZM144 65H143V67H144ZM153 65V64H152ZM158 65V64H157ZM156 65V66H157ZM80 65H78V67H79ZM118 66V67H119ZM124 66V65H123ZM135 66H137V64L135 65ZM140 66H142V63H141V65ZM150 66V65H149ZM159 66V65H158ZM162 66V65H161ZM172 66V65H171ZM185 66V67H186ZM89 67V66H88ZM132 67L133 66H131V68L129 69V71L127 72L126 70H122L123 68L122 67H120V68H117V67H109L110 68V71L109 72H106V74H108V77H106V75H105V77H104V75L102 76V72H103V70H100L98 73H100V74H96V78L94 77V75L95 74H93L95 71H92L91 73H89V72H87L88 71V69H87V71L86 72H83V73H85L83 76H85L86 77V88L87 87H90V86H92V88H91V90H90V92L94 89V87H93V85H94V81H93V77L95 78V79H97L98 80V82L100 83V88H103V89H101V92H104V90L106 91V90H108V91H111L112 93H114V95H118V97H120V98H118V99H121V100H125V101H127L126 103H124L126 106V108H128L127 110L128 111H131L132 112V110L134 109V110H136V112H133V113H135V114H137L138 115V113H139V111H140V109H139V111H138V113H137V109L135 108V107H138V105H136L137 104V102H138V104H140L139 102L142 100V99H140V97L138 98V95L139 96H141L142 94H144V93H142L141 95H140V93L141 92H144V90H147V91H145V94H144V96H143V98L145 97V96H149V95H151L152 94V92H154V91H149L150 89L151 90H153L152 88H150V86L152 85V84H149L150 86H148V85H146L145 84V82L146 83H148V79H149V81L150 80H152V77H150L149 75H147L148 76V79H146L147 77H145V78H143V76H145L146 75V73H148V74H150V73H152V72H150V71H147V69L149 70V68H147V67H145L144 69L142 68V72H143V70H145V71H147L143 76L141 75L140 76V78L142 77V79H140L139 78V73H133L132 71H131V69H132ZM139 67V66H138ZM166 67L168 68V66L166 65ZM79 68H81V67H79ZM85 68H87L86 66H85ZM90 68V67H89ZM122 68V69H121ZM140 68V67H139ZM159 68V67H158ZM164 68V67H163ZM61 69H63V72L64 73H60V70ZM84 69V68H83ZM82 69V70H83ZM91 69V68H90ZM121 69V70H120ZM127 69V70H128ZM133 71H136L135 70V68L133 67ZM151 69V68H150ZM58 70V71H57ZM80 70V69H79ZM93 70V69H92ZM141 70V69H140ZM153 70V69H152ZM163 70V69H162ZM166 70V69H165ZM171 70H170V68H169V71L171 72ZM179 70V69H178ZM187 70V69H186ZM57 71V72H56ZM108 71V70H107ZM161 71V70H160ZM176 71H174L175 73H176ZM82 72V71H81ZM104 72H105V70H104ZM130 72V73H129ZM136 72H140V71H136ZM173 72V73H174ZM177 72H179V71H177ZM173 73H171V76H174L173 75ZM105 74V73H104ZM177 74V73H176ZM175 74V75H176ZM156 75V74H155ZM163 75V74H162ZM185 75H183V73H182V76L184 77V80H186L185 79ZM167 77L169 76V75H166ZM179 76V75H178ZM154 77V76H153ZM165 77V76H164ZM170 77V76H169ZM183 77H181V78H183ZM64 78V77H63ZM175 78V77H174ZM173 78V79H174ZM146 79V81H144V80ZM154 80H155V77L153 78ZM156 79H157V76H156ZM176 79H177V77H176ZM80 80V79H79ZM143 80V81H142ZM190 80V79H189ZM153 81V80H152ZM162 81H165V86L167 85V84H169V80H168V78H166L165 77V80H162ZM177 81V80H176ZM214 81H212V82H214ZM219 81H218V83H219ZM240 81H242V82H240ZM142 82H144L143 84L144 85H146V86H143L142 88L144 89V87H145V89L143 90L142 88H141V85H143V84H141ZM151 82V81H150ZM149 82V83H150ZM166 82H168V83H166ZM173 83H175V82H173ZM185 83V84H184ZM184 86L186 85V83H187V81H184ZM190 83L191 82H189L188 81V87L190 86ZM93 84V85H92ZM153 84L154 85H156L155 84V82L153 81ZM192 84V83H191ZM210 84V83H209ZM217 84V83H216ZM244 84V83H243ZM21 85V86H20ZM159 85H161V87H163L164 86V84H159ZM163 85V86H162ZM170 85H171V83H170ZM173 85H175V84H172V88H173ZM199 85V84H198ZM153 86V85H152ZM218 86H219V84H218ZM218 86H217V88H218ZM224 86H227V85H225L224 84ZM224 86H222L224 89L226 88V87H224ZM239 86H243V85H241V84H239ZM46 87H48L49 89H51L52 91V93H53V98L52 99H50L49 101H47V102H44V101H46V96H45V92H44V90H47V92H48V88L46 89ZM149 88V90L147 89V88ZM154 87V86H153ZM156 87V86H155ZM159 87V86H158ZM170 87V88H171ZM175 87H177V86H175ZM185 87H187V86H185ZM205 87V86H204ZM221 87V88H222ZM235 87H236V85H235ZM234 87V88H235ZM250 87V86H249ZM23 88V89H22ZM66 88H69V86L68 87H66ZM83 88V87H82ZM167 88H169V86L167 87ZM171 88V89H172ZM193 88V87H192ZM213 88L215 89V85H213ZM212 88V89H213ZM233 88V89H234ZM247 88H248V86H247ZM246 87H244V88H242L241 87V89L242 90H244L245 91V89H247ZM163 89H165L166 90V88H164L163 87ZM178 89V87L177 88H175V93H176V90ZM209 89V88H208ZM228 89V88H227ZM232 89V90H233ZM241 89H238L237 88V90L234 92V94H236V92H238V91H240L241 93H242V90ZM251 89V88H250ZM26 90V91H25ZM142 90V91H141ZM169 90V89H168ZM186 90H188V89H186ZM191 89H189V91H190ZM204 90V93L206 94V90L205 89H203ZM202 90V91H203ZM216 90V89H215ZM223 90V89H222ZM226 90V89H225ZM248 90V89H247ZM68 91L69 90H67L66 92L68 93ZM84 91H85V89H84ZM141 91V92H140ZM170 91V90H169ZM168 91V92H169ZM174 91H172V92H174ZM211 91L213 92V90H211L210 89V91H209V93H211ZM231 91V90H230ZM263 91V90H262ZM46 92V93H47ZM110 92V93H111ZM147 92H148V94H149V92H151L149 95H147ZM167 91H166V93H168ZM106 93H108V92H106ZM110 93H109V95H110ZM208 92H207V94L208 95H210ZM239 93V92H238ZM48 94V93H47ZM164 94V93H163ZM171 94V93H170ZM205 95V96H208V95ZM248 94V93H247ZM259 94H261V93H259ZM167 95H169V94H167ZM175 95V94H174ZM189 95H192V94H189ZM231 95H233L232 93H231ZM116 96H114L112 99H115V101L117 100V98H116ZM155 96V95H154ZM161 96V95H160ZM177 97H178V95H176ZM184 96V95H183ZM193 96V95H192ZM202 96H203V94H202ZM204 96V97H205ZM239 96V95H238ZM89 97V96H88ZM94 97V96H93ZM105 97H106V95H105ZM104 97V98H105ZM112 97V96H111ZM110 97V98H111ZM151 97H152V95H151ZM170 97V96H169ZM175 97V96H174ZM194 97V96H193ZM209 97V96H208ZM257 97V96H256ZM4 98V97H3ZM6 98V97H5ZM92 98V97H91ZM102 99V100H105V99ZM108 98V97H107ZM109 98V99H110ZM205 98H207V97H205ZM6 99H8V98H6ZM87 99V98H86ZM93 99V98H92ZM139 100L140 99V101H137L136 102V100ZM164 99H166V98H164ZM170 99V98H169ZM172 99H174V98H172ZM188 99V98H187ZM209 99V98H208ZM214 99V98H213ZM218 99V98H217ZM223 98H221V100H222ZM234 99V98H233ZM94 100V99H93ZM101 100V102H102V104L104 103V101H102ZM107 100V99H106ZM207 100V99H206ZM232 100V99H231ZM7 101V100H6ZM90 101V100H89ZM100 101V100H99ZM107 101H109V100H107ZM190 101V100H189ZM218 101V100H217ZM220 101V100H219ZM233 101V100H232ZM2 102V101H1ZM0 102V103H1ZM93 102V101H92ZM165 102V101H164ZM96 103V102H95ZM110 103H112V105H113V103H114V101L113 102H105L104 104H110ZM120 104H122L121 102H119ZM118 103V104H119ZM134 103H136L135 105H134ZM172 103V102H171ZM228 103V102H227ZM1 104H3V103H1ZM0 104V105H1ZM93 104V103H92ZM97 104V103H96ZM100 104V103H99ZM102 104H100V105H102ZM119 104V105H120ZM124 104L122 105V106H124ZM132 104H133V107H132ZM214 104H215V102H214ZM28 106L29 108H28V112H25L24 110H22L21 108L23 107V106ZM94 105V104H93ZM129 105H131V107L133 108H130V106ZM2 106H4L5 107V105H2ZM14 106V107H15ZM20 106V107H19ZM106 105H104V107H105ZM121 106V105H120ZM122 106L120 107V108H122ZM129 106V107H128ZM165 106V105H164ZM11 107V106H10ZM106 107H109V106H106ZM105 107V108H106ZM110 107H111V105H110ZM112 107H114V106H112ZM111 107V108H112ZM143 107V106H142ZM167 107V106H166ZM211 107H212V105H211ZM5 108H8L9 110H10V108H9V106L8 107H5ZM129 108H130V110H129ZM11 109H12V107H11ZM125 108L123 107L120 111H123ZM132 109V110H131ZM212 109V108H211ZM214 109V108H213ZM239 109V108H238ZM240 109H242V108H240ZM99 110V109H98ZM97 110V111H98ZM118 110H119V107H118V109L116 110L117 112H118ZM126 110V111H127ZM133 110V111H134ZM168 110V109H167ZM224 110V109H223ZM261 110H263L264 111V107L262 106V109L260 108V111ZM100 111V110H99ZM124 112V114L123 115H125V114H129V119H133V116L135 115H132L131 114V112ZM148 111V110H147ZM259 110H258V112H260ZM91 112V111H90ZM222 112V111H221ZM234 112H235V110H234ZM100 113V112H99ZM102 113V112H101ZM100 113V114H101ZM214 113V112H213ZM243 113H245L246 114V112H244L243 111ZM252 113V112H251ZM250 113V114H251ZM254 113V112H253ZM256 114H257V111L255 112ZM255 113L254 114H252L253 116L255 115ZM96 114V113H95ZM260 114H262L261 112H260ZM260 114L258 113L257 115H259L260 116ZM126 115V116H127ZM131 115H132V117H131ZM251 115V117H252V119H251V121L253 122V123H255L256 121H254V119L256 120L257 118H255V117H253ZM101 116V115H100ZM99 116V117H100ZM249 116V115H248ZM258 116V117H259ZM131 117V118H130ZM243 117L244 116H242V119H243ZM125 118H127V117H125ZM248 119H249V117H247ZM3 119H4V121H3ZM91 119H94V118H91ZM90 119V120H91ZM99 119H101V117L99 118ZM234 118H232V120H233ZM259 119V118H258ZM262 119V118H261ZM128 120V119H127ZM137 120V119H136ZM135 120V121H136ZM231 120V119H230ZM247 120V119H246ZM260 120V119H259ZM258 120V121H259ZM264 120V119H263ZM99 121V120H98ZM130 121V120H129ZM132 121V120H131ZM213 121V120H212ZM229 121V120H228ZM227 121V122H228ZM243 121H245V120H243ZM258 121H257V123H258ZM261 121V120H260ZM260 121H259V123L258 124H260ZM14 123H16V121H13ZM29 122H31V127H30V129H28V127L26 126V124H28ZM132 122H134V121H132ZM137 122H138V120L136 121V124H137ZM210 122H211V120H210ZM215 122V121H214ZM213 122V123H214ZM233 123L231 124V128L230 129H232L233 127H232V125L233 124H235L234 122H235V120H233L232 121ZM12 123V122H11ZM10 123V124H11ZM14 123H13V126H14ZM127 122H125V124H126ZM212 123V124H213ZM242 123V122H241ZM244 123V122H243ZM257 123L255 124L256 126H257ZM262 123V122H261ZM8 125V123H7V125L8 126H11V127H13L12 125ZM210 124V123H209ZM224 124V123H223ZM225 124H228L229 125V123H225ZM264 124V123H263ZM262 124V125H263ZM128 125V124H127ZM236 125V124H235ZM235 125H233L234 127H235ZM246 125H248L247 124V121H246ZM254 125V126H255ZM126 126V125H125ZM215 126H216V124H215ZM249 127H247V129L249 128L250 129V127H251V125H248ZM10 127V128H11ZM129 127V126H128ZM219 127V126H218ZM224 127L226 128L227 127V129H228V127H230V126H227V125H224ZM242 127H244V126H242ZM241 126L238 128V126H237V128L239 129V130H243V133L245 132V128L246 127H244L243 129H240V128H242ZM123 128V127H122ZM145 128V127H144ZM215 128H217V127H215ZM223 128V127H222ZM225 128H223V129H225ZM15 129H16V127H15ZM128 129V130H127ZM211 129V128H210ZM227 129H225L224 131H226ZM233 129H235V128H233ZM237 129V131H236V129H235V131H232V133H231V131H230V135H234L235 134V132H238L239 130ZM246 129V130H247ZM13 130V129H12ZM28 130H30V131H32V135L31 134H27L26 133V131L28 132ZM130 127L129 128H126V129H124V131H128L129 133H130V131H132V130H130ZM150 130V129H149ZM214 130H217V129H214ZM213 130V131H214ZM252 130L254 131V129H253V127H252ZM251 130V132H253ZM111 131V130H110ZM113 131V130H112ZM123 131V130H122ZM206 131V130H205ZM205 131H203V132H205ZM212 131V130H211ZM218 131V130H217ZM216 131V132H217ZM256 131H257V129H256ZM255 131V132H256ZM262 131H263V133H264V130L262 129H260L259 130V132H261L262 133ZM120 132V131H119ZM126 132H123V134L124 133H126ZM145 132V131H144ZM154 132V131H153ZM219 133H220V131H218ZM242 131H240V133H241ZM249 132H250V130H249ZM253 133V136L255 135V139L256 140H254L253 141V143H256L255 141H257V137L259 138V144H260V137L258 136V135H256V133ZM258 132V131H257ZM113 133V132H112ZM114 133L116 134L117 132H115L114 131ZM151 133V132H150ZM149 133V134H150ZM234 133V134H233ZM240 133H237V134H239L240 135ZM247 133H248V130H247ZM261 133H258V134H260V135H262ZM16 134V133H15ZM109 134H110V132H109ZM118 134V133H117ZM123 134H121V135H123ZM127 134V133H126ZM218 134V133H217ZM224 134V133H223ZM229 134V133H228ZM249 134V133H248ZM248 134H246L245 135V137L246 136H248ZM252 134V133H251ZM108 135V134H107ZM112 135H114V134H112ZM121 135H120V137H121ZM130 134H128V135H126V136H129ZM218 135H220V134H218ZM224 135H226V134H224ZM243 135V134H242ZM241 135V136H242ZM250 135V134H249ZM110 136V135H109ZM115 136V135H114ZM119 137V135H116L115 137ZM124 137H126L125 135H123ZM238 136V135H237ZM252 136V135H251ZM12 137H13V140H12ZM70 137V136H69ZM70 137V138H71ZM76 137V136H75ZM113 137V136H112ZM228 137H230L229 135H228ZM245 137H243L244 138V140L247 138H245ZM214 138V137H213ZM243 138L241 137V139L243 140ZM249 138H251V137H249ZM262 138V137H261ZM107 139V138H106ZM111 139V138H110ZM120 138H118V140H119ZM126 139V138H125ZM129 139V138H128ZM127 139V140H128ZM131 139H133L132 137H130V140ZM238 139H240L239 137H238ZM240 139V141L239 142H241L242 140ZM253 139H254V137H253ZM264 138H262L261 140V143L264 141L263 140ZM117 140V139H116ZM127 140H125L126 142H127ZM130 140H129V142L128 143H130ZM221 140V139H220ZM219 140V141H220ZM232 140H235L234 141V144H235V142H238L237 140H236V136L235 137H232ZM134 141V140H133ZM208 141L209 140H207V144H208ZM248 141H250V140H248ZM12 142H13V145H12ZM108 142V141H107ZM131 142H132V140H131ZM243 142V141H242ZM241 142V145L243 144ZM245 142L246 141H244V146L242 147V149H244L245 148ZM251 142V144H252V140L250 141ZM101 143H103V142H101ZM111 143V142H110ZM118 144L120 143V142H117ZM128 143H126L125 145H127ZM210 143V142H209ZM225 143H227V141L225 142ZM248 143V142H247ZM257 143H258V141H257ZM257 143L256 144H254L255 146L253 147V148H256V146H258L257 145ZM75 144V143H74ZM117 144V145H118ZM102 145V144H101ZM105 145H107V144H105ZM111 145H112V143H111ZM111 145H108V146H111ZM116 145V146H117ZM125 145H123V147H127V146H125ZM12 146V147H11ZM116 146L114 147V151H117V150H115V149H117L119 146H117V148H116ZM121 146V145H120ZM211 145H209V147H210ZM236 147H237V143H236V145H235ZM234 145H233V149H234V147H235ZM238 146H240V143H239V145ZM247 147L245 148L246 150L248 149V145H246ZM253 146V145H252ZM261 146V145H260ZM260 146H258L259 148L258 149H256V150H261V147H263V144H262V146L260 147ZM61 147V146H60ZM68 147V146H67ZM113 147H111L110 149L112 150V148ZM208 147V146H207ZM250 148L249 149H251V146H249ZM55 148V147H54ZM121 148H122V146H121ZM125 148L124 149H120V148H118L120 151L122 150L123 152H124V150H125ZM240 148V147H239ZM239 148H237V149H239ZM13 149V148H12ZM144 149H146V148H144ZM236 149V148H235ZM234 149V150H235ZM110 150V151H111ZM129 150V149H128ZM155 150V149H154ZM210 150V149H209ZM215 150V149H214ZM213 150V151H214ZM246 150H243V152L244 151H246ZM252 150V149H251ZM250 150V151H251ZM264 149L262 148V150L261 151H263ZM12 151V150H11ZM14 151V150H13ZM71 151V150H70ZM73 151V150H72ZM108 151H109V149H108ZM121 151V152H122ZM212 151V152H213ZM253 151V150H252ZM7 152V151H6ZM74 152V151H73ZM105 152V151H104ZM119 152V151H118ZM123 152H122V154H123ZM126 152H128V151H126ZM130 152H132V153H134V151L133 150H131ZM149 152V151H148ZM152 152V151H151ZM222 152H224L223 150H222ZM241 152V151H240ZM256 152V151H255ZM7 153V154H8ZM11 153V152H10ZM9 153V154H10ZM13 153V152H12ZM11 153V155H13ZM44 153V152H43ZM109 153V152H108ZM111 153H113V151L111 152ZM110 153V154H111ZM117 153V152H116ZM132 153H130V154H132ZM147 153V152H146ZM154 153V152H153ZM208 153H209V151H208ZM250 153V152H249ZM247 154V155H250L251 156V158L250 157H248V156H246L245 158H247V161H249L250 162V160L252 159V156L253 155H255V154H253V155H251L252 153H250V154ZM257 153V152H256ZM263 153V152H262ZM261 153V155H263ZM1 154H3V153H1ZM8 154V155H9ZM20 153H17L16 154V156L15 157H13L12 158V160H14L16 157H17V159H18V156H21V154L19 155ZM104 154V153H103ZM107 154V153H106ZM115 154V153H114ZM122 154H120L122 157V159H120V160H122L121 162H122V164L124 165L125 163H124V161L125 162H127L128 160H130V159H128V158H126V159H128V160H126V159H124L127 155H129L130 156V154L129 153H127V154H125V152H124V156L122 155ZM135 154H136V152H135ZM150 154V153H149ZM218 154V153H217ZM238 154H239V152H238ZM246 154V153H245ZM245 154H244V156H245ZM260 154V152L257 154V158L260 156L259 155ZM18 155V156H17ZM233 155V154H232ZM239 155H241V154H239ZM239 155H238V157H239ZM259 155V156H258ZM149 157H150V155H148ZM210 156V155H209ZM236 156V155H235ZM264 156V155H263ZM11 157V156H10ZM7 158V160L8 159H10L11 160V158ZM44 157V156H43ZM232 157V156H231ZM230 157V158H231ZM237 157V158H238ZM33 158H35V157H33ZM39 158H41V157H39ZM110 159L111 158H113V157H109ZM132 158H133V155H132ZM131 158V159H132ZM136 158V157H135ZM135 158H133L132 159V162H133V160H135ZM228 158H229V156H228ZM233 158H234V156H233ZM240 158H242L243 159V157H240ZM240 158H238V159H240ZM244 158V159H245ZM248 158H250L249 160H248ZM253 158H255V161H256V156L254 157L253 156ZM16 159V160H17ZM20 159V161L21 162H23L22 160H21V158H19ZM44 159V158H43ZM109 159V160H110ZM124 159V160H123ZM211 159V158H210ZM238 159H236V160H238ZM243 159V163H244V161L245 162H247L246 160H244ZM262 159H264V157H262ZM0 160H2V159H0ZM39 160H41V159H39ZM108 160V159H107ZM109 160H108V163H109ZM114 160V158L112 159V160H110V161H113ZM147 160V159H146ZM202 160V159H201ZM212 160V159H211ZM233 160V159H232ZM222 161V160H221ZM220 161V162H221ZM228 161V160H227ZM227 161H226V163H227ZM241 161V160H240ZM252 161H254L253 159H252ZM254 161V162H255ZM258 161V160H257ZM260 161H262V160H260ZM259 161V162H260ZM35 162V161H34ZM203 162V161H202ZM220 162H218V163H220ZM232 162L233 161H231V165H232ZM36 163V162H35ZM38 163H40V162H38ZM44 163H45V161H44ZM113 163V162H112ZM133 163H135V161L133 162ZM139 163V162H138ZM141 163V162H140ZM223 163V162H222ZM226 163H225V165H224V167H225V169H226ZM4 164H6L4 161H3V166L1 165V163H0V167L2 166V170L0 171V174L2 175V173H3V175H4V172H2V171H5V172H7L6 170H3V169H5V167L7 166V164H6V166L4 165ZM13 164H14V162H13ZM31 164V163H30ZM41 164V163H40ZM43 164V163H42ZM49 164V163H48ZM47 164V165H48ZM65 164V163H64ZM84 164V163H83ZM87 163H85L84 164V166L83 165H80V163L79 164H71L70 166H69V172L67 173V174H65V177H62V178H60L59 179V181H58V184L56 185V186H53L51 189H50V195H51V201L49 202V208H53L56 212H57V214L60 216L61 215V217H63V221H62V223H60V226H61V232H66V235L67 236H69V237H71L72 239H74V240H72V241H69V242H66V243H64L62 246H61V249L59 250V259H58V263L59 264H79L80 262H77V258L80 256V258L81 259H83L82 257H81V255L79 254V251L81 252V254L82 253H84L85 254V252H88V251H86V250H84V252L83 251H81V249L83 248V246H85L86 244H88V245H97L101 240H105V239H110L112 242L111 243H108V245L110 244V248L108 249V245L106 246L107 247V249H108V251L106 250V248L105 247H102L101 245V250H102V248H104V250H106V251H104L105 253H104V255L102 256V253H103V251L101 252V255H97L98 257H101L102 258V260H107V263H111V261L115 258V257H118L120 254H121V252H122V250H123V248L125 249V247H123L124 245V242H125V240H127L128 239V241H126L127 242V245H130L132 242H131V240H130V243H129V239L133 236V235H131V237H130V229L133 227L134 228V231L132 232V234H134V233H136V235L139 237V239H140V241L142 242V243H144L145 244V248H146V244H147V249L146 250H144L145 252L147 251V253H149V254H151V256L153 255V253H150L151 252V250L153 249L152 248V246L154 247V245L156 244V245H159V247H160V244L162 243L163 244V252H160L162 255V258H163V256H164V260H165V262H164V260H163V262H164V264H172V262H173V251L175 250V254H176V249H173V247L174 246H177V245H175L174 243H173V240H174V238L176 239V236L174 237V228H173V212H172V198H171V184H169V182L166 184L167 185V187H166V192H165V190L163 189V191L166 193L165 195H166V199H165V201H163V203H162V205L163 206H161V208H163V209H160V207H159V211L160 210H163V212L164 213H162L161 214V212L159 213V211L157 210V209H155L154 207V204L156 205V203H154V202H156V201H152V202H150V198L152 197H150V196H142L141 198H140V200H139V202H138V199H135V198H133V197H130V193H129V191H125V193L126 192H128L129 193V195H126L124 192H122V194L123 195H121V197L123 198L122 199V208L121 207H119L120 206V204H119V206L117 205L118 203L116 202L115 204H116V206L114 205V204H112V206H109V204L110 203H113L112 201L114 200H111V202L107 205V206H109V207H112V209H114V212H113V210L112 209H110L109 207H107L106 209H105V206L104 207H101L102 205L100 204L101 202L100 201H98V202H100L99 204L101 205V206H96V207H98L97 208V210H95V211H97L96 212V214L95 213H92L91 212V208L93 207L92 205L95 203V200L97 199L96 197H94V195H96L95 193H94V191H89L88 189H89V187H90V185H92L91 183L92 182H94L93 180H100V179H102V177L105 175V171L104 170H102L101 168H89V169H86L85 167V165H86ZM115 164V163H114ZM128 164V163H127ZM142 164V163H141ZM227 164H230V163H227ZM238 164V163H237ZM248 164V162L246 163V165ZM250 164H252V162L250 163ZM249 164V165H250ZM255 164V163H254ZM12 165V164H11ZM23 165H24V163H23ZM46 165V166H47ZM50 165V164H49ZM63 165V164H62ZM108 165H111V164H108ZM230 165V166H231ZM234 165H236V163H234ZM246 165H243V166H241L240 167V164L238 165L239 166V169L240 170H242V171H240V170H238V169H236V168H238V167H236V166H233L232 165V167L234 168V167H236L235 169H233L234 171L235 170H238L237 172H238V174H232V172H231V174L232 175H234L233 177H235V175L237 176L236 178H233V177H231V175H230V173H227V174H229L230 176H227V180H228V178L230 179V177H231V181H230V185L228 186V187H233V189H235V188H237V187H239V185L240 184H238V181H239V183L240 182H243L244 181V179H245V181H248L249 180V182L251 181V180H253V179H255L254 178V176H256V178L257 177H260V176H258V173L256 174V172L257 171H261L262 169H264V168H262V169H260L261 168V166L260 165H262V167H264L263 165H264V160H263V163H261L259 166H257V167H259L258 168V170L256 171L255 170V168H253V166H252V168H253V170H255L256 172H254L253 170H252V168H251V166L248 168V170L250 171L251 170V173H246V174H248L247 175V177L246 176H244V174L242 173V175H243V177L241 176V175H239V172H246V171H244L245 170V168L243 169L242 167H244V166H246ZM256 165V164H255ZM258 165V164H257ZM5 166V167H4ZM41 166V165H40ZM44 167V169L45 170H48V167ZM60 166H61V164H60ZM65 166V165H64ZM63 166V167H64ZM107 166V165H106ZM134 166H137V165H135L134 164ZM139 166V165H138ZM141 166V165H140ZM248 166V165H247ZM247 166H246V168H247ZM4 167V168H3ZM14 167H16L15 165H14ZM19 167V169H21V171H23L22 173L24 174V170H22V168H20V167H22V165L21 166H18ZM39 167V166H38ZM59 167V166H58ZM63 167L61 168V169H63ZM127 167H132V165H130L129 164V166H127ZM256 167V166H255ZM256 167V168H257ZM11 168H13V166L11 167ZM230 168V167H229ZM228 168V169H229ZM242 168V169H241ZM1 169V168H0ZM43 169V168H42ZM54 169V171H55V169L56 168H53ZM114 170L115 168H113V166H112V168L110 167V170ZM137 169V168H136ZM231 169V168H230ZM13 170H15V169H13ZM35 170H36V168H35ZM37 170H38V168H37ZM106 170H108V169H106ZM113 170H112V172H111V174L112 175H115V173L113 172ZM132 170H134V171H136L135 170V167L132 169ZM131 169H130V171H129V174H128V176H130V178H132V180L135 178V176L133 177H131V175H133V174H135L133 171H132ZM26 171V170H25ZM30 171V170H29ZM32 171V170H31ZM53 171V170H52ZM53 171V172H54ZM115 171H117V170H115ZM126 171V170H125ZM127 171H128V169H127ZM226 171H227V169H226ZM225 171V172H226ZM230 171V170H229ZM228 171V172H229ZM248 171V172H249ZM263 171V170H262ZM10 172V171H9ZM48 172V171H47ZM132 172H133V174H132ZM138 170H137V173L136 174H138ZM254 172V173H253ZM39 173H40V171H39ZM38 173V174H39ZM109 173V172H108ZM114 173V174H113ZM126 173H128V172H126ZM130 173H131V175H130ZM261 173V172H260ZM259 173V174H260ZM264 173V172H263ZM11 174V173H10ZM110 174V173H109ZM109 174H106V175H109ZM135 174V175H136ZM245 174V175H246ZM256 174V175H255ZM2 175V176H3ZM25 175V174H24ZM27 175H28V177H29V174L27 173ZM105 175V176H106ZM112 175H110L111 176V178L113 177ZM117 175V174H116ZM4 176H6V174L4 175ZM109 176V177H110ZM120 176V175H119ZM122 176V179H124L123 178V175H121ZM137 176V175H136ZM206 176V175H205ZM239 176H241V179L239 178ZM262 176H264V175H262ZM261 176V177H262ZM22 177H23V175H22ZM32 177V176H31ZM43 177H45V178H48L47 177V175L46 176H43ZM115 177V176H114ZM113 177V178H114ZM117 177H118V175H117ZM25 178H26V176H25ZM33 178L35 179L36 177H34V175H33ZM40 177L38 176V179H39ZM110 178V179H111ZM128 178V177H127ZM139 177H137L136 179H138ZM237 178H239L240 180H242L243 178V180L242 181H240L239 179H237ZM246 178H247V180H246ZM249 178V179H248ZM1 179H2V177H1ZM0 179V182H3L4 180H7V179H2L1 180ZM18 179V178H17ZM30 179V187L31 188H33V182L31 183V178H29ZM29 179H27V181L29 180ZM33 179V180H34ZM37 179V180H38ZM41 179H43V178H40V180ZM115 179L117 180V186L118 185H120V183H119V181H121V180H119L118 178H116L115 177ZM224 179V178H223ZM258 179V178H257ZM264 178L262 177V178H260V181H263V182H261V184H256V186H260L261 187V185L263 186L264 184H262V183H264V180H263ZM22 180V179H21ZM25 180V179H24ZM32 180V181H33ZM36 180V179H35ZM119 180V181H118ZM227 180H225V181H227ZM256 180V179H255ZM137 181V183L136 184H139V182H138V180H136ZM257 181H259V180H257ZM256 181V182H257ZM12 182V181H11ZM22 182V181H21ZM29 182V181H28ZM27 182V183H28ZM110 182V181H109ZM121 182H125V181H121ZM129 182V181H128ZM23 183L25 184V181H23ZM23 183H22V185H23ZM36 183H38V182H36L35 181V184ZM100 183V182H99ZM112 183V182H111ZM134 183V181L132 182V184ZM226 183V182H225ZM245 183V182H244ZM248 183V182H247ZM252 183V182H251ZM251 183H250V185H251ZM259 183V182H258ZM94 184H95V182H94ZM103 184V183H102ZM113 184V183H112ZM136 184H133V185H136ZM141 184L142 183H140V186H141ZM224 184V183H223ZM229 184V183H228ZM38 185V184H37ZM97 185H98V182H97ZM96 185V186H97ZM127 185V187H126V189H128V186H130V185H128V184H126ZM151 185L152 184H150V187H148V188H150V191L152 190L153 191V194L155 193L154 192V190L155 191H157L156 189H152V187L154 188V186H152L151 187ZM164 185V184H163ZM213 185V184H212ZM245 185V184H244ZM100 186V185H99ZM113 186V185H112ZM132 186V185H131ZM142 186H144V185H142ZM226 186H227V183H226ZM241 186V185H240ZM29 187V186H28ZM93 187V186H92ZM92 187H91V190H92ZM95 187V186H94ZM137 187V186H136ZM138 187H139V185H138ZM164 187V186H163ZM224 187V186H223ZM243 187V186H242ZM249 188H250V186H248ZM260 187H259V189H260ZM35 188H36V185H35ZM38 188H39V186H38ZM98 188V187H97ZM134 188V187H133ZM141 188V187H140ZM138 189V188H136L137 189V191H139V190H141V189ZM145 188H147V187H145ZM252 188H253V186H252ZM256 187L254 186V189H253V191L254 190H256L255 189ZM99 189V188H98ZM97 189V190H98ZM136 189L134 190V191H136ZM159 189V188H158ZM224 189H228V188H224ZM241 189V187L240 188H237V189H235V194H240L241 193V191L240 192H237V191H239ZM243 189H244V187H243ZM247 188H245L244 190H245V192L247 191L246 190ZM251 189V188H250ZM258 188H257V190H259ZM262 189V188H261ZM260 189V192L259 191H254L256 194H254V193H251L250 194V191L248 192V194H250V196L252 195V194H254L253 196L254 197H256V198H254L253 199V197H250L252 200H254V201H249L250 199H249V197L247 198L246 197V199H249L248 200V202H250L249 204L246 202L247 200H245L244 199V197L242 198H240V196H238L240 199H242V200H239L240 202H242L241 203V206H242V204L244 203V202H246V203H244V205H243V209L245 208L244 206H246V204L248 205V206H246V208L244 209V213L242 212V215H241V213H240V211L242 210H240L239 211V214L241 215V217H240V215H236V211L234 212L235 213V215L237 216V217H240V218H238L239 219V221H237L238 219H236V221H237V223L236 224H238V223H240L239 225H240V227L238 228L237 226H239V225H236V227L235 228H238L239 230H237L238 232H241L240 233V235L238 236L239 238H238V242H237V247H236V253H237V255H239L240 256V259H239V262L237 263V264H262L263 262H262V260H260V257L258 256V254H257V256L255 255V253L254 254H252V255H248L249 257H245V254H247L246 252H248V250H250V251H252V250H254V249H256V248H258L260 245H261V240H260V235H261V232H263V229H264V216L263 217H260L263 213H264V205H263V200H262V197H259V195H260V193L262 194V195H260V196H264V193L263 192H261L262 190ZM12 190V189H11ZM101 192L103 191V194H105V195H103L102 197V199L104 200V198H106V199H108L109 198V194L107 193V191L105 190V186L104 187H102V190H101V188L99 189ZM117 190V189H116ZM123 190H125V187H124V189ZM129 190H132V188L130 189L129 188ZM222 190H223V188H222ZM221 190V191H222ZM232 190V189H231ZM237 190V191H236ZM18 191H19V189L16 191L17 193H18ZM22 191H23V188H22ZM27 191V190H26ZM26 191H24V192H21V194L23 193V195H22V197L24 196V194H25V192ZM34 191L35 190H33V192L32 193H34ZM133 191V192H134ZM144 191V190H143ZM146 191V190H145ZM151 191V192H152ZM226 191V190H225ZM234 191V190H233ZM13 192H15V191H13ZM15 192V193H16ZM29 192V191H28ZM161 192V191H160ZM159 192V193H160ZM226 192H228V190L226 191ZM242 192H244L243 190H242ZM252 192V191H251ZM259 192V193H258ZM137 193H139V192H137ZM136 193V194H137ZM157 194L156 195H158L159 193L158 192H156ZM258 193V194H257ZM28 194V193H27ZM101 194V193H100ZM119 194H121V193H119ZM135 194V195H136ZM140 194V193H139ZM139 194L137 195V197H139ZM143 194V193H142ZM144 194H147V195H152V194H148V192H146V193H144ZM161 194V193H160ZM159 194V196H161ZM222 194V193H221ZM238 194V195H239ZM242 194V193H241ZM11 195H13V194H11ZM17 194H15V196H16ZM34 195V194H33ZM32 195V196H33ZM126 195V196H125ZM133 195V194H132ZM197 195H198V193H197ZM227 195V194H226ZM242 195H245L246 196V194H242ZM257 195H258V197H257ZM114 196H116V195H114ZM232 196V195H231ZM234 196V195H233ZM9 197V196H8ZM48 197V196H47ZM118 197V196H117ZM116 197V198H117ZM161 197H163V196H161ZM25 198V197H24ZM33 198V197H32ZM49 198V197H48ZM96 198V199H95ZM100 199H101V197H99ZM154 198H157L158 199V197H154ZM261 198V199H260ZM5 199V198H4ZM7 199V198H6ZM31 199V198H30ZM47 199V198H46ZM99 199V200H100ZM118 200H119V197L117 198ZM164 199V198H163ZM217 199H219V198H217ZM245 201H244V200ZM27 200V199H26ZM156 200V199H155ZM159 200V199H158ZM12 201H14V199L12 200ZM76 201V202H75ZM107 201V200H106ZM147 203H146V202ZM162 201V200H161ZM160 201V202H161ZM219 201V200H218ZM25 202V204L27 203V201H24ZM74 202H75V204L77 203H80L81 205L80 206H78L77 205V207H78V209H80V207H82V205H83V207H86V208H88V205H89V207L90 208H88V209H86V208H84V209H81L80 211V213L78 214V213H76V212H74V210H75V207H73V204H74ZM98 202H96V204H98ZM146 203V205H145V203ZM195 202V201H194ZM239 202V203H240ZM31 203V202H30ZM104 203V202H103ZM106 203V202H105ZM153 203V204H152ZM3 204V203H2ZM11 204V203H10ZM17 204V203H16ZM24 204V206H22V207H26V205L28 204H26L25 205ZM74 204V205H75ZM158 204H160L161 205V203H159V202H157V205ZM5 205V204H4ZM23 205V204H22ZM106 205V204H105ZM6 206V205H5ZM12 206V205H11ZM10 206V207H11ZM95 206V205H94ZM222 206V205H221ZM2 207V205L0 204V208ZM27 207H28V205H27ZM239 207L240 206H238L237 208L239 209ZM7 208H8V205H7ZM93 208H95V207H93ZM158 208V207H157ZM191 208V207H190ZM205 208V207H204ZM17 209V208H16ZM28 209V208H27ZM26 208L24 209H22V214H20V215H23V213L25 212L24 210H26V212H25V216H26V213H27V210ZM30 209V208H29ZM77 209V208H76ZM96 209V208H95ZM111 210V211H109V210ZM123 210V213L122 214H124L125 213V217H124V222L126 223V225H123V224H121L123 227L124 226H126V228L124 229L123 227H122V229L121 230H126V233L124 232H122L121 231V233H118L119 235H121L122 233V235L120 236V237H118V234H117V230L116 229H118V226L116 225V219H115V216L117 215V214H119V212H120V210ZM216 209V208H215ZM9 210H10V208H9ZM93 210V209H92ZM193 210V209H192ZM202 210V209H201ZM208 210V209H207ZM221 210V209H220ZM5 211H6V209H5ZM19 211H21V210H19ZM24 211V212H23ZM13 212V211H12ZM11 212V213H12ZM94 212V211H93ZM122 212V211H121ZM6 213H8V210L6 211ZM213 213V212H212ZM237 213H238V211H237ZM250 213L252 214V218L250 219ZM3 214H4V212H3ZM203 214V213H202ZM202 214H200V215H202ZM230 214H231V212H230ZM232 214H233V212H232ZM255 214V215H254ZM256 214L259 216H257V218H255V217H253V215L254 216H256ZM9 215V214H8ZM11 215V214H10ZM121 215V214H120ZM192 215V214H191ZM18 215H15L14 217H17ZM24 216V217H25ZM6 216H4V218H5ZM10 216H8V217H6V218H9ZM121 217H122V215L120 216V218H119V216L117 215V217L116 218H118V220H121L122 222H123V220L121 219ZM229 217V216H228ZM235 217V216H234ZM248 217H249V219H248ZM18 218H19V216H18ZM18 218H15V219H18ZM22 217H20V219H21ZM66 218V219H65ZM199 218V217H198ZM12 219V218H11ZM20 219H19V221H20ZM25 219H26V217H25ZM0 220H1V218H0ZM13 220H14V218H13ZM12 220V221H13ZM22 220V219H21ZM29 220V219H28ZM65 220H67V222H65ZM190 220V219H189ZM1 221H3V220H1ZM4 221L6 222L5 223V225L7 224V226H5V227H7L8 229H10L12 226L11 225H13V224H11L10 225V221L11 220H6V219H4ZM3 221V222H4ZM18 221V220H17ZM23 221H24V219H23ZM121 221H119V222H121ZM194 221V220H193ZM207 221V220H206ZM21 222V221H20ZM26 222V221H25ZM119 222H117V224L119 223ZM13 223V222H12ZM14 223H17V222H15L14 221ZM131 223V224H130ZM199 223V222H198ZM202 223V222H201ZM20 224V223H19ZM19 224H17V225H19ZM28 224V223H27ZM192 224H193V222H192ZM1 225V224H0ZM15 225V224H14ZM13 225V226H14ZM127 225H131V227L130 226H128L129 227V229H128V227H127ZM204 225H205V223H204ZM207 225V224H206ZM248 225H249V227H248ZM28 226V225H27ZM44 226V225H43ZM192 226V225H191ZM16 227H18V226H16ZM16 227H14V229L16 228ZM199 227V226H198ZM204 227V226H203ZM247 227H248V229L250 228V231H249V233L246 231L247 230ZM2 229L4 228V226L3 227H1ZM27 228V227H26ZM188 228V227H187ZM28 229V228H27ZM189 229V228H188ZM195 229H196V227H195ZM194 228L192 229V230H195ZM29 230V229H28ZM28 230H26L27 231V233L26 234H30L29 232H30V230L28 231ZM123 230V231H124ZM187 230V229H186ZM201 230V235H202V237H203V234L205 235V230L206 229H200ZM7 231H9V230H7ZM24 231V230H23ZM26 231H24V232H26ZM185 231V230H184ZM188 231V230H187ZM204 231V232H203ZM4 234H6L7 232H6V230L5 231H2ZM10 232H13V231H10ZM15 232V231H14ZM18 232V231H17ZM20 232V231H19ZM24 232H23V234H24ZM120 232V231H119ZM186 232V231H185ZM192 232V231H191ZM190 232V233H191ZM194 232V231H193ZM193 232H192V234H193ZM195 232L197 233L196 235L195 234H193V235H191V234H189V235H191V237L190 238H193V236L195 237L196 236V238H197V236H198V232L195 230ZM202 232H203V234H202ZM238 232H237V234H238ZM2 233V234H3ZM183 233V232H182ZM3 234V235H4ZM10 234V233H9ZM22 234V232L20 233V235ZM26 234H24L23 235V237L26 235ZM125 234V235H124ZM184 234V233H183ZM187 234V233H186ZM3 235L2 236H0V237H2V238H4L3 237ZM32 235V234H31ZM124 235V236H123ZM200 235V236H201ZM5 236V235H4ZM28 236V239H29V237H30V235H27ZM184 236V235H183ZM199 236V237H200ZM206 236V235H205ZM204 236V237H205ZM26 237V236H25ZM78 237V238H77ZM234 237V236H233ZM1 238V239H2ZM31 239H33L32 237H30ZM77 238V239H76ZM196 238H193V240L192 239H190L191 240V242H188L189 243V245L191 246H189L188 245V247H190V248H185V250H183L184 249V246H185V244L187 243V242H185V244H183V245H181L180 244V246H183V253H184V255L185 254H190V252L191 253H193L194 251H199V250H201V251H199V253L198 252H195L196 254H195V256L197 255V253L198 254H203V253H201L203 250H205V248H203V247H200V245L202 246V243H204L203 241L202 242H200V245L199 246H197L198 244H196ZM264 238V237H263ZM26 239V241L27 242H29L28 240H27V238H25ZM204 239V238H203ZM202 239V240H203ZM237 239V238H236ZM19 240H20V237H19ZM18 239H17V241H19ZM79 240V241H78ZM110 240H108L107 242H110ZM136 240H138L137 239V237H136ZM189 240V241H190ZM198 240V239H197ZM205 240V239H204ZM4 241V240H3ZM25 241V242H26ZM34 241V240H33ZM46 241V240H45ZM139 241V240H138ZM138 241H137V243H138ZM185 241V240H184ZM186 241H188L187 239H186ZM194 241H196L195 242V245H196V247H199L200 249H198V248H194V246H192V245H194ZM26 242V244L29 246V244ZM78 242H85L86 244L85 245H79L78 244ZM175 243H176V241H174ZM4 243V242H3ZM12 243V242H11ZM32 243V242H31ZM129 243V244H128ZM190 243H192V244H190ZM199 243V242H198ZM134 245L136 244V242L135 243H133ZM141 244V243H140ZM173 244H174V246H173ZM206 243H204L203 245H205ZM4 245V244H3ZM26 245V246H27ZM32 245H33V243H32ZM99 245V244H98ZM105 245H106V243H105ZM138 247L140 246V247H142L141 245H139V244H136ZM130 246H132V245H130ZM187 246V245H186ZM185 246V247H186ZM228 246V245H227ZM1 247V246H0ZM13 247V246H12ZM157 247V246H156ZM155 247V248H156ZM159 247H158V249H159ZM161 247H160V249H161ZM179 247V246H178ZM194 249H196V250H192L193 248ZM31 248V250L33 251V246L31 247V244H30V246H29V249ZM86 248H87V246H86ZM134 248V247H133ZM154 248V249H155ZM192 248V249H191ZM235 248V247H234ZM3 249V248H2ZM29 249H27L26 248V251L27 252H29L28 254L29 255H31L32 253L29 251ZM100 248H98V250H99ZM128 249V247L125 249V250H127ZM132 249V248H131ZM131 249H129V250H131ZM135 249V248H134ZM133 249V250H134ZM143 249H144V246H143ZM154 249L152 250L153 252H155L154 251ZM186 249L187 250H189V252L187 253L186 252ZM11 250H13V249H11ZM37 250H38V248H37ZM88 250V249H87ZM136 250V249H135ZM141 250V249H140ZM258 250V249H257ZM259 250H260V248H259ZM44 251H46V250H44ZM92 251V250H91ZM143 251V252H144ZM159 251V250H158ZM161 251V250H160ZM186 253H185V252ZM249 251V252H250ZM10 252V251H9ZM26 252V253H27ZM36 252H38V251H36ZM129 252V251H128ZM138 252V254H139V252L140 251H137ZM144 252V253H145ZM204 252V255H205V251H203ZM256 252V251H255ZM262 252H263V250H262ZM2 253V252H1ZM4 253V252H3ZM31 253V254H30ZM35 253V252H34ZM100 252L98 251V253H96V254H99ZM123 253V252H122ZM147 253H145V254H147ZM182 253V252H181ZM251 253V252H250ZM40 255H42L41 253H39ZM38 254V255H39ZM47 254V253H46ZM92 254V253H91ZM96 254H95V256H96ZM123 254H125V253H123ZM137 254V253H136ZM137 254V255H138ZM156 254V253H155ZM262 254H264V253H262ZM6 255V254H5ZM13 255H14V253H13ZM28 255V256H29ZM37 255V256H38ZM49 255V254H48ZM87 254H85L84 256H86ZM141 255V253L139 254V256ZM159 255V254H158ZM177 255H178V253H177ZM192 255V254H191ZM18 256H20V255H18ZM33 256L34 255H31V256H29V258H30V261H31V258H33ZM36 256V257H37ZM46 256V255H45ZM88 256H90L89 254H88ZM129 257H131V254L130 255H128ZM146 256H149V255H146ZM154 256H156L157 257V255H153V259L154 260H156L155 258H154ZM183 256V255H182ZM189 255H187L186 257H188ZM194 256V255H193ZM195 256L192 258V260L195 258ZM199 256V258H200V256H201V259H199L198 261H197V258H196V261L197 262H199L200 260H202L203 259V262H204V258H205V256H202V255H197V257ZM11 257V256H10ZM9 257V258H10ZM120 257V256H119ZM123 257H125V256H123ZM127 257V256H126ZM186 257H184V259L186 258ZM203 257V258H202ZM28 258V259H29ZM35 258V257H34ZM44 258V257H43ZM80 258H78V259H80ZM86 258V260L88 259L87 257H85ZM132 258V260H133V256L131 257ZM159 258H161V257H159ZM174 258L176 259V257L174 256ZM212 257H209V260L211 259ZM226 258H228L227 256H226ZM1 259V258H0ZM80 259V260H81ZM90 259H91V256H90ZM125 258H123V260H124ZM130 258H128V260H129ZM190 259H191V257H190ZM189 259V260H190ZM205 259H207V257L205 258ZM234 259V258H233ZM262 259H263V257H262ZM3 259H1V261H2ZM5 261H6V258L4 259ZM36 260V259H35ZM34 260V261H35ZM96 260V259H95ZM121 260V259H120ZM154 260H152V263H153V261ZM195 260V259H194ZM237 260V259H236ZM7 261H8V259H7ZM17 261V260H16ZM19 261V260H18ZM29 261V260H28ZM48 261V260H47ZM81 261H83V260H81ZM89 261V260H88ZM130 261V260H129ZM158 261V260H157ZM186 261V260H185ZM208 261V260H207ZM21 262V261H20ZM19 262V263H20ZM56 262V261H55ZM120 262L121 261H119V264H120ZM124 262H125V260H124ZM132 263H134V260L133 261H131ZM159 262H160V260H159ZM176 261H174L173 263H175ZM193 262V261H192ZM191 262V263H192ZM197 262H195V264H198ZM8 263H10V262H8ZM19 263H17V264H19ZM26 263H27V261H26ZM26 263H24V264H26ZM30 263H32V261L30 262ZM38 263V262H37ZM36 263V264H37ZM91 263V262H90ZM99 263V262H98ZM127 264H130V262L128 263V262H126ZM162 263V262H161ZM207 263V262H206ZM7 264V263H6ZM15 264H16V262H15ZM33 264V263H32ZM35 264V263H34ZM87 264V263H86ZM105 264V263H104ZM113 264H115V263H113ZM148 264V263H147ZM149 264H150V262H149ZM157 264V263H156ZM163 264V263H162ZM182 264H184V263H182ZM199 264H202V263H199Z\"/></svg>",
  "mask_w": 264,
  "mask_h": 264
}]
</instances>
